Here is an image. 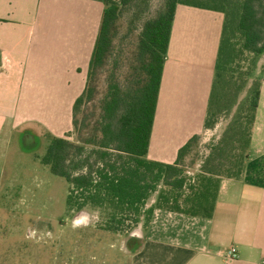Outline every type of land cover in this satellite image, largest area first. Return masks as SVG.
I'll return each mask as SVG.
<instances>
[{
	"label": "crops",
	"instance_id": "crops-1",
	"mask_svg": "<svg viewBox=\"0 0 264 264\" xmlns=\"http://www.w3.org/2000/svg\"><path fill=\"white\" fill-rule=\"evenodd\" d=\"M104 8L105 0H0V137L32 125L57 137L73 130ZM224 19L220 11L177 6L150 160L175 163L207 130ZM129 255L131 264H264V74L243 177L221 179L212 218L156 209Z\"/></svg>",
	"mask_w": 264,
	"mask_h": 264
},
{
	"label": "trees",
	"instance_id": "trees-1",
	"mask_svg": "<svg viewBox=\"0 0 264 264\" xmlns=\"http://www.w3.org/2000/svg\"><path fill=\"white\" fill-rule=\"evenodd\" d=\"M149 3L105 0L87 84L74 105L76 140L68 138L71 134L51 136L43 156L51 171L70 183L68 211L100 210V227L116 233L140 223L149 227L156 209L213 217L221 179H241L245 172L263 84L264 64L258 69L264 57V0H164L157 14L142 24L126 81L109 78L100 111L91 119L85 109L95 99L99 70L113 56L118 23L127 10L140 19ZM179 4L225 15L205 126L216 127L222 115L229 122L218 141L210 144L196 177L188 176L184 159L200 135L179 150L173 164L148 158Z\"/></svg>",
	"mask_w": 264,
	"mask_h": 264
},
{
	"label": "rangeland",
	"instance_id": "rangeland-1",
	"mask_svg": "<svg viewBox=\"0 0 264 264\" xmlns=\"http://www.w3.org/2000/svg\"><path fill=\"white\" fill-rule=\"evenodd\" d=\"M163 1L150 0L149 11L140 19L133 16V10L125 11L118 23L113 56L99 70L95 99L85 109L91 119L100 111L109 78L126 81L142 24L157 14ZM263 64L264 57L258 72ZM228 122L222 115L216 127L200 135L184 159L188 176L196 177L200 172L210 144L218 141ZM5 134L0 137V264H131L129 253L138 247L143 223L116 233L100 227V210L70 213V183L43 162L53 135L45 127L33 125L29 132L20 128ZM68 134L70 140H76L74 129Z\"/></svg>",
	"mask_w": 264,
	"mask_h": 264
},
{
	"label": "built area",
	"instance_id": "built-area-1",
	"mask_svg": "<svg viewBox=\"0 0 264 264\" xmlns=\"http://www.w3.org/2000/svg\"><path fill=\"white\" fill-rule=\"evenodd\" d=\"M228 256L231 257V258H236L238 256V250L236 247H231L229 250H228Z\"/></svg>",
	"mask_w": 264,
	"mask_h": 264
}]
</instances>
